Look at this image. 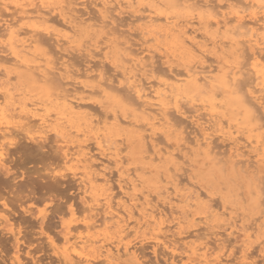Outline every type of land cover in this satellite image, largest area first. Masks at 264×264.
Here are the masks:
<instances>
[{
    "label": "clouds",
    "instance_id": "9594fccd",
    "mask_svg": "<svg viewBox=\"0 0 264 264\" xmlns=\"http://www.w3.org/2000/svg\"><path fill=\"white\" fill-rule=\"evenodd\" d=\"M0 264H264V0H0Z\"/></svg>",
    "mask_w": 264,
    "mask_h": 264
}]
</instances>
